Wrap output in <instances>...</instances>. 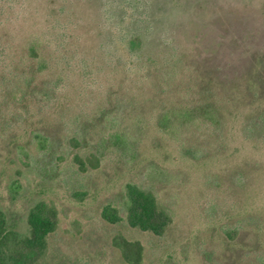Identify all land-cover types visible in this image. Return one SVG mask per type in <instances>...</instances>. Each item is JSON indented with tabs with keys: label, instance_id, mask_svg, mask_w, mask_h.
I'll use <instances>...</instances> for the list:
<instances>
[{
	"label": "rangeland",
	"instance_id": "1",
	"mask_svg": "<svg viewBox=\"0 0 264 264\" xmlns=\"http://www.w3.org/2000/svg\"><path fill=\"white\" fill-rule=\"evenodd\" d=\"M43 203L33 264H264V0H0V210Z\"/></svg>",
	"mask_w": 264,
	"mask_h": 264
},
{
	"label": "trees",
	"instance_id": "2",
	"mask_svg": "<svg viewBox=\"0 0 264 264\" xmlns=\"http://www.w3.org/2000/svg\"><path fill=\"white\" fill-rule=\"evenodd\" d=\"M37 140L39 144L46 143L44 137L39 136ZM126 195V215L131 226L155 234L164 231L168 218L158 209L155 197L151 193L135 185H127ZM103 215L105 218L116 220L111 211ZM54 227L55 212L44 203L31 208L26 232L9 229L5 215L0 210V264H33L44 253L46 238ZM132 247L136 249L134 244Z\"/></svg>",
	"mask_w": 264,
	"mask_h": 264
}]
</instances>
